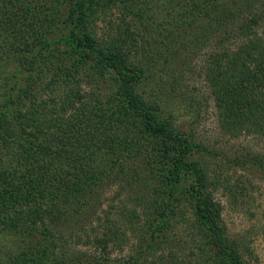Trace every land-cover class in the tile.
<instances>
[{"label": "trees", "instance_id": "obj_1", "mask_svg": "<svg viewBox=\"0 0 264 264\" xmlns=\"http://www.w3.org/2000/svg\"><path fill=\"white\" fill-rule=\"evenodd\" d=\"M263 26L264 0H0V264H250L212 152L140 88L203 57L222 133L264 140Z\"/></svg>", "mask_w": 264, "mask_h": 264}, {"label": "rangeland", "instance_id": "obj_2", "mask_svg": "<svg viewBox=\"0 0 264 264\" xmlns=\"http://www.w3.org/2000/svg\"><path fill=\"white\" fill-rule=\"evenodd\" d=\"M60 34L61 31L55 33ZM202 58L195 57L180 69L158 72L162 80L156 81L159 77L151 76L140 91L160 97L162 115L172 116L175 126L191 132L212 152L213 155L198 153L194 159L205 164L208 177L214 183V197L221 204L227 234L238 242L241 252L242 243L245 245L251 254L246 252L244 257L250 264H264V140L222 133L213 99L200 74ZM5 60L8 59L3 55L0 59L2 86L3 77L12 74L11 67L4 66L8 62ZM168 75L176 76L178 84L174 93L167 88L166 82L172 81Z\"/></svg>", "mask_w": 264, "mask_h": 264}]
</instances>
